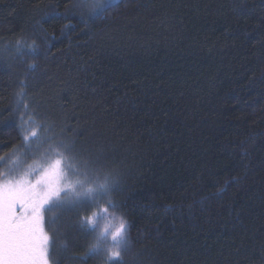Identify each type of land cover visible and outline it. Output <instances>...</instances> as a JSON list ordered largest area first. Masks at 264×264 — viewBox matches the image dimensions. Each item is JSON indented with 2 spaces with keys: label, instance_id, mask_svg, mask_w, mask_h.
Returning a JSON list of instances; mask_svg holds the SVG:
<instances>
[{
  "label": "trees",
  "instance_id": "16d2710c",
  "mask_svg": "<svg viewBox=\"0 0 264 264\" xmlns=\"http://www.w3.org/2000/svg\"><path fill=\"white\" fill-rule=\"evenodd\" d=\"M71 3L0 0V173L63 142L115 186L47 215L53 259L109 264L110 237L86 253L123 217V264H264V0H117L94 21ZM108 200L116 219L82 229Z\"/></svg>",
  "mask_w": 264,
  "mask_h": 264
},
{
  "label": "snow or ice",
  "instance_id": "6c2138e0",
  "mask_svg": "<svg viewBox=\"0 0 264 264\" xmlns=\"http://www.w3.org/2000/svg\"><path fill=\"white\" fill-rule=\"evenodd\" d=\"M116 3L117 0H72L68 11L79 13L82 20L94 21L102 19L105 11ZM41 128L42 125L31 116L25 119L22 115V147L29 149L33 140H39ZM49 151L51 157L46 155L42 163L18 169L14 162L9 172L0 173V264H58L53 259L59 255L56 235L48 230L47 215L53 209L70 210L80 203H94L115 190L106 178L105 182H100L101 174L94 162L82 159L73 145L61 142L50 147ZM6 159L0 157V163ZM69 193L72 198L66 200ZM116 207L111 200L103 206L97 204L98 210L80 221L81 228L96 231L100 220H115L110 209L115 210ZM57 219L53 215L51 224H55ZM128 227L123 217L114 227L105 226L86 256L105 251L101 241L110 237L111 247L106 250L109 264H123L121 253L129 248Z\"/></svg>",
  "mask_w": 264,
  "mask_h": 264
},
{
  "label": "rangeland",
  "instance_id": "374dc122",
  "mask_svg": "<svg viewBox=\"0 0 264 264\" xmlns=\"http://www.w3.org/2000/svg\"><path fill=\"white\" fill-rule=\"evenodd\" d=\"M18 154H19L18 152H16L15 154H13L12 155V159L15 157L14 158V162H16V167L18 169H22V168H19L20 166H19V155ZM42 162H44V161H39V162H36V163H42ZM33 164H35V163H33ZM13 166H14V164L11 166V169L13 168Z\"/></svg>",
  "mask_w": 264,
  "mask_h": 264
}]
</instances>
